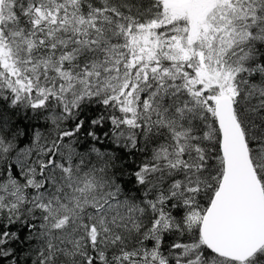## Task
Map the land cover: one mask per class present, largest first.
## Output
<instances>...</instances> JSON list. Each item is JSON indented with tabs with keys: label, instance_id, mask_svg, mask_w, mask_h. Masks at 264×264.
<instances>
[{
	"label": "snow or ice",
	"instance_id": "obj_1",
	"mask_svg": "<svg viewBox=\"0 0 264 264\" xmlns=\"http://www.w3.org/2000/svg\"><path fill=\"white\" fill-rule=\"evenodd\" d=\"M0 264H264V0H0Z\"/></svg>",
	"mask_w": 264,
	"mask_h": 264
}]
</instances>
